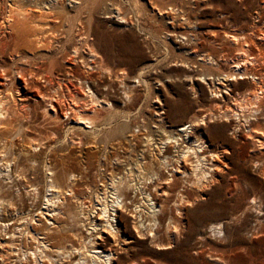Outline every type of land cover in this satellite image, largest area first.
Returning <instances> with one entry per match:
<instances>
[{
    "label": "rangeland",
    "instance_id": "rangeland-1",
    "mask_svg": "<svg viewBox=\"0 0 264 264\" xmlns=\"http://www.w3.org/2000/svg\"><path fill=\"white\" fill-rule=\"evenodd\" d=\"M43 2L48 6V15L41 25L46 43H39L34 52L18 50L21 56L27 55V58H16V62L5 56L8 50L0 53L3 55L1 60H6L7 66L14 63L12 66L24 70L25 74L32 73L33 78L38 79L37 83L45 96L63 100L64 103L60 106L59 117L52 119L49 112L44 111L48 108V101L45 106L42 101L35 105L31 98L28 101L17 98L25 107L21 110L16 108L12 121L14 127L10 129L14 132L20 127L23 130L22 139L6 146L0 142V238L7 235H4V228H18L15 229L14 237V251L18 255L8 252L10 264H21V252L28 254L37 244L35 239L39 236H45L41 240L50 247H66L69 244L76 246L78 238L85 234L78 220L81 216L76 218L72 215L76 212L77 201H81L86 210L85 206L89 208L90 201L93 200L92 193L105 196L111 190L110 182L114 177L116 180L124 176L126 171L132 170L134 163L140 165L142 157L149 160L150 154L144 152L146 133L150 137L151 132L153 138L157 139L163 135L162 131L165 130L168 134L171 133L168 130L174 129V132L188 118H192L194 114L198 116L201 112L206 114L204 121L208 119L198 127H206L204 131L214 141L213 144H220L232 152L229 166L232 175H237L233 182L238 179V187L235 188L229 181L225 184L226 177H218L213 184L215 187L209 185L206 191L188 189L187 198L195 201L193 206H185L188 207L186 215L179 221L176 233L179 237L172 236V247L169 245L164 249H157L149 239L134 235L133 241L126 240L124 245L120 242V247L123 246L121 255L131 264H264V174L261 176L257 170L258 163L264 160V147L260 144L264 142V101L260 118L257 121L250 118L253 119L251 126L256 131L251 133L242 126L238 131L234 128V122L236 125L245 121L241 116L238 120L235 115L237 112L230 108L231 112L227 107L234 100L231 98L228 102L223 97V101L214 103L210 100L209 91L217 85L220 90L218 94L224 95V87L232 86V81L221 79L222 74L230 72V60H236L240 55L245 56L242 50L252 47L256 51L253 50L254 54L264 53V38L259 35H254L252 41L243 43L254 28L264 27V0H137L139 9L134 8L132 0H27L25 7L36 10L37 5ZM0 7L1 22V14L3 16L6 9L2 8V4ZM157 9L162 11L158 12ZM117 10L120 12L118 17L122 16L125 22L117 18ZM210 24L216 26L220 38L207 34L208 28L213 29ZM76 33L88 35L87 42L96 52L92 62L89 60L88 49L77 43ZM192 34H196V38ZM232 34L236 37L244 35V38L241 37L240 40L237 37L234 40ZM74 47L78 48L76 55L73 53ZM204 52L215 64L209 67V64L205 66L206 63H202L198 67L194 63L196 55L200 56ZM224 55L226 56L222 57ZM62 76L69 83L64 82V85L60 80ZM246 80L250 81V85L239 83L232 86L238 95L233 97L239 98L250 90L252 84L255 86L250 77ZM217 81L223 83L217 84ZM86 85H89L96 96L99 106L93 108V103L86 97L83 92ZM5 94L8 93L0 95L3 97ZM105 102L110 106L107 107ZM77 105L95 119L98 135L92 134L89 128L80 129L74 121L65 117V113L68 115L70 112L69 107ZM157 115L161 117L158 119ZM29 139L33 140L34 145L40 143L39 151H30ZM169 153L173 154L172 148L168 149L167 154ZM8 162L11 171L3 176L6 171L4 166ZM44 165L50 168L51 176L46 174ZM49 177L60 188L62 194L58 199L62 195L64 197L61 198L62 202L56 200L55 205L48 208L44 200V186ZM178 182L177 180L176 186ZM180 184L181 182L178 186ZM230 187L239 197L234 193L227 194L226 190ZM190 191L193 194H189ZM67 192L71 195H65ZM120 193L127 201L132 197L131 188L127 189L124 183ZM172 195L175 197L174 193ZM251 196L256 201L259 200V204H255L257 207L251 204ZM135 197H132L134 202L139 200L138 195L137 199ZM133 203L127 202L117 219L126 233L133 232L131 225L139 219L136 216L141 214L139 211L133 212ZM168 204L171 205V202ZM132 212L136 214L135 217ZM212 222L220 224V237L209 231ZM48 229H51V233ZM140 229L145 231V228ZM162 229L164 228L159 229L160 241L163 239L162 243H166L168 240ZM106 243L110 244L111 240H106ZM47 255L56 260L42 257V260L39 259L40 264H59L66 259L51 252H47ZM29 257V264H32L31 255ZM66 261L63 264H70Z\"/></svg>",
    "mask_w": 264,
    "mask_h": 264
},
{
    "label": "bare ground",
    "instance_id": "bare-ground-1",
    "mask_svg": "<svg viewBox=\"0 0 264 264\" xmlns=\"http://www.w3.org/2000/svg\"><path fill=\"white\" fill-rule=\"evenodd\" d=\"M6 1H8V0H0V4L3 5L2 8L6 9L4 15L2 16V14H1L2 20L0 22V53L3 54L4 50L5 51L8 50V52H6L7 55H5V56H7L10 61L16 62V58H18V59L20 57H22L23 59L27 58L26 57L27 55L21 56L18 53V50L22 51V52H26L28 50H31L34 52L35 50L38 49L39 43H41V45L44 42L46 43L45 36H43V33H42L43 30H42L41 25H42V22L44 21V19H46L47 15H48V12H47L48 6L46 5V2H43L39 5H37L38 9L32 10V9L25 7V2L27 3V0H11L8 3ZM132 2H133L134 8L136 7L135 9H139V3H137V0H132ZM76 3H78V1H76ZM78 6H79V4H78ZM116 9H117V7H116ZM118 10L116 11L117 18L122 19L121 22H125V19H123L122 16L118 17L120 15V12ZM157 10H158V12L162 11L161 9H157ZM217 24L218 23H216V25ZM26 25H27V27H26ZM28 25H30V26H28ZM211 27L213 29L208 28V30L206 31V32H208L207 34L209 36H215V37L217 36L216 39L220 38V37H218L219 34L217 32V29L215 28L216 26L214 27V25H211ZM219 32H221V31H219ZM251 32H252L251 35L248 34L249 35L248 39L244 38V35L241 36L244 38V42H243L244 44L248 43V41H252V38L254 35L255 36L259 35V36H261V38H264V27H262L261 29L254 28V30ZM79 33H81V32H79ZM79 33L75 34V37L77 38L76 39L77 43L80 46L88 49L87 52H89V55H88L89 60H91V62H92V60L95 59L96 52L92 49L91 44L89 42H87L88 35L81 36V34H79ZM222 35H224V34H222ZM192 36H194V38H196V34H192ZM237 37L234 35L232 36V38H234V40ZM239 37H238V39H239ZM241 37H240V40H241ZM229 38H231V36ZM224 39H226V38L224 37ZM211 41H213V40H211ZM224 41H226V40H224ZM229 41H230V39H229ZM218 42L220 43L219 40H218ZM45 45H47V44H45ZM196 45L197 44L195 43V46ZM40 48H42V47H40ZM44 48H45V46H44ZM242 48H244V47H242ZM253 50L254 49L252 47H248L247 49L242 50V52L245 54V56L241 57L242 55H240V58H238L236 60L233 59L232 61L229 59L230 64H231V66H229L230 72L222 74L223 77L221 78V79H224L223 81H232L233 82L232 86H234V85L239 84V83L240 84H249L250 81L248 82L246 79H248V77H250L252 79V82L255 83V86H254V84H252L253 86H251V88L249 87L250 90H248V92H246V94H244L242 96L240 94H243V93H240L239 98L233 97V96H236L237 94L232 89V86L231 87H224L225 91L222 89L224 95L218 94V92L220 90L217 87V85L211 87L212 89H210V90L208 88V90L211 93L210 94L211 95L210 100L214 103L215 102L219 103L220 100L223 101V97L228 99V102H230L229 100L231 98L234 100V102H232L233 104L230 106L227 105V107H229V109L231 108L232 110H234V112L235 111L237 112L235 115H237L238 120H240L239 116H241L243 118L242 120L245 121V122H242L241 124H239L240 122H238L236 125L234 122V126H235L234 128H236V130L239 131V129L241 128L240 126H242L243 128L246 127V128H248V131L251 133L252 132L254 133V131H256L251 126V124H253L252 120L254 119L257 121L260 118V115L262 114L261 106H262V103L264 101L263 100L264 99V53H262V54L259 53V55H257V54H254ZM63 51L64 50H62V52ZM73 53L76 55L78 53V48L74 47ZM207 54H209V52ZM210 55H212V54H210ZM2 56L3 55H0V94H2L4 92H6L8 94L3 95V97L0 95V137H3V139H0V142L2 141V143H3L2 145L6 146V144H13L16 140L22 139L21 133L23 130L20 127L17 128L14 132L10 129V127H14V125H12V121H13V117L15 116L16 108L19 107V109L21 110L22 108L25 107L23 102H20L19 100L28 101V98H31V99H33V102L36 103L35 105H39L42 101V102H45L44 103L45 106H46L47 101H48V104H47L48 108H46L44 111L49 112L48 115H50L52 117V119L59 117V114L61 111L60 106L64 105V103H63V100H56L55 98H49V97L45 96V93H43L41 90V86L39 85V83H37L38 79H36V77L33 78L34 76H32V73L25 74L24 70H19V69H17V67H14V65L12 66V64H14V63H11V62H10L11 64H8L9 66H7V63L5 62L6 60L5 61L1 60ZM71 56H73V55H71ZM225 56L226 55H224L222 57H225ZM215 59H217V58H215ZM260 59L262 60L261 62H260ZM70 60H72V59H70ZM193 60H194V63H196L198 65V67L202 66V63H206L205 66L207 64H209V67L212 66L213 64H215L214 61L211 59V57H209V55H206V53L201 54L200 56H198V54H197L196 58H194ZM91 62H90V64L92 65ZM205 66H203V67L205 68ZM64 68H66V67H64ZM218 70H221V69H218ZM227 71H229V70H227ZM200 74H202V73H200ZM210 77H211V75H210ZM213 77L214 76H212V78ZM192 78H194V77H192ZM216 79H218V78L216 77ZM253 79H256V80H253ZM48 80H50V79H48ZM60 80L63 81V83L64 82L69 83V81L67 80L66 77H63ZM204 80H205V78H204ZM44 81H46V80H44ZM223 81L222 82L217 81L218 82L217 84L223 83ZM78 82H80V81H78ZM211 83H210V85H211ZM64 85H66V84L64 83ZM223 85L225 86V84H223ZM228 85H230V84H228ZM64 87H66V86H64ZM70 88H72V87H70ZM66 89H67V87H66ZM83 92L85 93L86 97L89 98V101L91 103H93V106H94L93 108H95L96 106H99V101L97 100V98L93 94V92L91 91V88L89 87V85H86V90ZM72 95H73V93H72ZM199 95H200V93H199ZM125 96H126V98L128 97V99H129L128 95L125 94ZM19 97H20V99L18 100L17 98H19ZM197 98H199V97H197ZM76 102L77 101H75V103ZM55 103H57V105ZM222 104H223V106L225 105L224 102H222ZM105 105H107V107L110 106V104L108 102H105ZM218 106H220V105H218ZM187 108H185V109H187ZM46 110H48V111H46ZM208 110H209V108H208ZM232 110H231V112H233ZM69 111L70 112H68L69 113L68 115H67V112L65 113V115H66L65 117L67 119L70 118L72 121H74L76 123V126L80 127V129L89 128L90 132L92 134H97V129H96L97 125L95 124V121H94L95 119L91 115L87 114L83 110H80L78 108V105L77 106H70ZM199 114H200V112H199ZM201 114H202V112H201ZM201 114L198 116H196L194 114L195 117L193 115L192 118H190V119L188 118V121L185 124H182L180 126V128L176 129L174 132H172L174 129L173 130L171 129V130H168V131H171V133L167 134L165 132V130L163 129L164 130V131H162L163 135L161 134L162 136L158 137L157 139L153 138L151 132H150V137H149V133L148 134L146 133L145 137H144V140L146 141L144 146L146 149L144 152L150 154L149 160H145V157H142V159H141L142 161H140V165L134 163V165L132 166V170L126 171L124 176H121L120 178L118 177V179H116V180H114L115 179V177H114V179H112L110 182V186H111L110 189L111 190L108 191L105 196L98 195L97 193H92L93 200L90 201L91 205H90V207L88 206L89 208H87V206H85L86 210L84 209L83 203L81 201L80 202L77 201L78 204L76 203L77 204L76 205V212L73 213L72 215H74L76 218H79V216H81V218H79L78 220L80 221L81 227L84 228L85 234L84 235L82 234V236H80L78 238V242H77L76 246L73 244H69L68 246L65 247L64 245H59L56 243L59 246L50 247L48 243L46 244L43 240H41V239H44L45 236H39V237H36V239H35L37 244L34 246V248L30 252H28V254H26L24 251L21 252L22 258L19 259V262H22L21 264H29V258H30L29 255H31V258H32V261H33L32 264H40L39 259L42 260V257L46 258L48 260L54 261V259L56 260L55 257L50 258V255H47V252H51V253H55L57 256H61L62 258H66L65 261L68 260L70 262V264H131V263L126 262L124 260V257L121 255V252L123 250V246H122V248L120 247L121 246L120 242L122 241V245H124V242H126V240L133 241L134 235H135V237L137 235H139L142 238L149 239V241L152 242L153 245L157 249H164L165 247H169V245H171L170 243H172L171 242V240L173 239L172 236L175 235V236L179 237V235H176V233L179 230V226H180L179 221L183 220L184 216L186 215L185 211H186V208H188V207H185V206H188V205L193 206L192 204L195 201V199L189 200V198H187L188 189L190 190L193 188V190L196 189L195 191H199V192L200 191L203 192V190L205 189V191H206V188H208L209 185L210 186L213 185L218 180V177H221L222 179H223V177H226L225 180H227V182L224 181L225 184L228 183V181L232 182V185L235 188L238 187V185H239L238 181H237L238 179L235 182H233V180L236 179L237 175H236V177L232 175V172H231L232 169L229 166V164H230V157L229 156H230V154H232V152H230L229 150H227L224 147H221L220 144H215V143L213 144L212 143L213 140L209 139L208 135L205 133L206 131H204V129H206V127H198L199 125L204 124L205 121L208 119L207 118L204 121V119L206 118L205 117L206 114H202V115ZM207 114H209V113H207ZM70 115H73V117L71 118ZM157 117L159 119L161 117V115H157ZM250 118H253V119L250 120ZM73 127H74V125H73ZM211 128H213V127H211ZM156 134H159V133H156ZM213 134H214V132H213ZM244 135H250V134H244ZM218 138H219V136H218ZM261 141L262 140H260V142ZM29 142L30 143L28 144V146L30 148V151L36 152V151L40 150V148H41L40 143H39V145H36V144L34 145L33 140H30ZM219 143H221V140ZM231 144H233V143H231ZM260 144L262 145V147H264V142H261ZM169 148L173 149V154L169 153L171 155L167 154V151ZM238 160H236V161L239 162ZM243 160H244V158H243ZM235 164H237V163H235ZM258 165H259L258 166L259 168L257 170H259L261 176H263L262 174H264V160H262V162H259ZM44 166H45L46 174L51 176L52 172L50 171V168H47V165H44ZM4 167H5L6 171L3 172V176L8 175L9 171H11L9 162L6 163ZM133 167H134V169H133ZM236 172H238V171H236ZM242 173H243V171H242ZM243 174H245V173H243ZM242 176L240 175V177H242ZM71 178H72V176H71ZM77 178H79V177H77ZM177 180L179 182H181V184L179 186H178L179 182L177 183V186H176ZM248 181H250V180H248ZM236 182L238 185L236 184ZM123 183L126 185L127 189L131 188L132 197L136 196L135 198L137 199V195H138L139 200L137 199V201L134 202L133 198L130 197V199L127 201L122 196V194L120 193V188H121ZM242 184H244V183H242ZM249 185H251V182ZM227 186L228 185H226V187ZM44 188H45L44 200H45V204L48 208H49V206H54L56 203V200H57V202H62L61 198L64 197V195H62V197L60 199H58L59 195H61L62 193L60 192L59 186L53 180L52 177H49V180L47 183H45ZM233 190L234 189H232V187H230L229 189L227 188V190H226L227 194L234 193ZM171 193H174L175 197H173V195L171 196ZM189 194H193V193H191V191H190ZM234 194L236 195V193H234ZM253 194H256V193H253ZM65 195H71V193L67 192ZM223 195H224V192H223ZM235 195H232V196H235ZM236 196H238V195H236ZM171 197H173V198H171ZM190 197H192V196H190ZM223 197H225V196H223ZM249 197H250V195H249ZM229 198H231V197H229ZM258 198L259 197H257V199ZM229 201H228V203H229ZM258 201H256L254 196H251L250 202L252 205H255L256 202H258ZM127 202H130V203L134 202L133 206H132L133 212H137V211L141 212V214H138L137 216L135 213L133 214V212H132L133 217L136 216L139 219L136 220L135 222L133 221L134 222L133 225L130 224L133 232L131 231L129 233L124 232L123 225L120 226L117 223V219H119L121 216L120 210H122L123 208L126 207ZM170 202H171V205L168 204ZM235 202H236V200H235ZM238 202H239V200L237 199V203ZM240 202H242V201H240ZM230 203H232V202H230ZM258 204H259V202H258ZM229 205L230 204H228V206ZM241 205H243V204H241ZM232 206H233V204H232ZM250 207H251V205H250ZM230 208H231V210H233L232 207H230ZM254 209H256V208H254ZM244 212H245V209H244ZM54 214H55V212H54ZM238 218H240V217L238 216ZM229 219L232 220V218H230V217H229ZM238 220H240V219H238ZM186 223H187V221H186ZM189 224H191V223H189ZM211 224L212 225L209 224L210 226L208 225L209 226L208 229H209V231H211V233H213L214 235L215 234L218 235V234L222 233L221 232L222 230H220V224H216V223L213 224V222ZM185 225H187V224H185ZM3 226H4V224H3ZM126 226H127V223H126ZM140 228H145V231L143 232L142 229H140ZM161 228H164V229H162L163 230L162 233L167 237L166 239L168 241L166 243L165 242L162 243L163 239H162V242L160 241L161 239L159 236V232H160L159 229H161ZM15 229H18V228H16V226L15 227L11 226V227H8L7 229L4 228V230H3L4 235L5 234H7V235L4 236L3 238H0V264H10L11 260L8 259L9 253H13V255H18V253L16 251H14V248L16 247V245L14 246V237L16 235ZM23 230H21L22 232L20 231L21 234L23 233ZM48 231H50V233H51V229H48ZM27 233H29V232H27ZM162 237H164V236H162ZM54 239H56V238H54ZM108 239L111 240L110 244L106 243V240H108ZM174 239H175V237H174ZM175 240H176V242H178L177 241L178 239H175ZM171 247H172V245H171ZM18 250H19V248H18ZM193 252H195V251H193ZM63 260L59 264H63V262H65ZM68 261H66V262H68ZM131 262H132V260H131ZM134 262H135V260H134Z\"/></svg>",
    "mask_w": 264,
    "mask_h": 264
}]
</instances>
